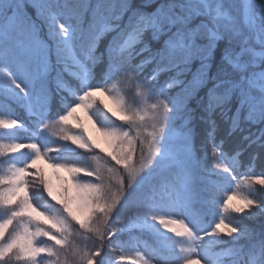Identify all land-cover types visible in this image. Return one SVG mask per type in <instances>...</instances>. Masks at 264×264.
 <instances>
[{"label":"snow or ice","instance_id":"6c2138e0","mask_svg":"<svg viewBox=\"0 0 264 264\" xmlns=\"http://www.w3.org/2000/svg\"><path fill=\"white\" fill-rule=\"evenodd\" d=\"M0 101V264H264V0H0Z\"/></svg>","mask_w":264,"mask_h":264},{"label":"trees","instance_id":"16d2710c","mask_svg":"<svg viewBox=\"0 0 264 264\" xmlns=\"http://www.w3.org/2000/svg\"><path fill=\"white\" fill-rule=\"evenodd\" d=\"M80 93H77V96ZM105 103L108 104L109 107H114V104L112 102V100H110L107 96H101L100 97ZM125 98L127 99V95L125 94ZM69 103H75V99L72 97H69ZM154 102V101H153ZM152 102V103H153ZM56 108L60 109V104H59V100L57 99L56 102ZM141 106H143V104H141ZM60 114H63V109H60ZM77 114L81 117V119L83 120V122L87 125V127L93 131V134L97 137L98 141L101 144V148H108V145L105 143L104 138L102 137V135L100 134L99 131H97V129L99 128V125H94L93 121L89 119L90 116V112L86 111L85 109L81 108L77 110ZM0 116L6 117V118H19L20 120L24 121L26 124H29L30 122V117L28 115V112L26 109L21 108L19 106H15L12 105L10 107H5L4 103L2 101H0ZM56 118L54 117L53 120H55ZM147 119V118H146ZM150 130V129H149ZM43 135V134H42ZM12 136H16L19 137L20 142H24L27 143L29 142L28 137L30 136V131H25L23 128H14L11 130H5V129H0V142H4V143H9L12 142L10 137ZM51 147L55 148L57 147V145H52ZM225 150H228V147L225 148ZM21 151H28L26 149H23ZM11 155V153H3L0 154V175H3L6 173L7 168H8V163H5L7 157ZM17 156L19 155V153L16 154ZM240 159V163L244 164L246 166L247 164V160H248V155L245 154L242 158H238ZM100 164L103 166L105 164V162L102 160L100 162ZM37 167L38 168H42L50 177H52L54 179V170L49 166V164L47 162H45L44 160L38 161L37 163ZM108 167H111V165H108ZM138 167V165H137ZM256 170L259 171V165L256 166ZM241 171L243 172L244 169H241ZM62 174L64 176H68V173L66 171L62 170ZM110 173H108L107 171L105 172V175H109ZM84 174H81V176H83ZM115 178V177H114ZM210 179L212 180H218V177H210ZM241 181L243 180V176H241L239 178ZM30 186L31 185V180L29 181ZM232 186V185H231ZM256 187H260L259 185H256ZM238 190L240 192H246L247 193V186L244 183L240 184V187L238 188ZM53 194L57 195V190L54 187L53 188ZM216 196L217 199H219L220 197L224 196V191L221 190H217L216 192ZM217 206L218 204V200H216ZM233 204H238L236 202H233ZM42 210V209H41ZM202 210L199 207H194L193 209H191V212L194 213V215L199 214ZM145 214L150 218L151 215L153 214H157V212H153V211H149V210H145V212H142L139 219H138V223H143L144 221V216ZM223 215L225 217H230L232 220L234 221H240L242 222L244 225L248 226L250 229H256L257 231H259L261 225H264V221L263 222H257L256 219L254 218H249L246 216V214L244 215L243 219L241 220V216L239 214H236L231 208L229 209L228 212L223 213ZM15 223V222H14ZM158 224V221L156 222ZM11 229V226H10ZM162 231H164L168 236L173 237V240L170 241H156V244L163 246L164 243L167 244H172L175 241H179L181 238L180 237H176L174 233L169 232L168 230L165 229H161ZM7 235V233H6ZM134 235L137 237L136 240L131 242V247H135V245L137 243H141V246L145 247L142 248L145 251V254L147 256L150 257V255L148 254L147 250H150L153 246V232L149 229H145L143 231H137L136 233H134ZM140 245V244H139ZM146 245L150 248L147 249ZM188 245L186 244L185 247H187ZM178 247V245H177Z\"/></svg>","mask_w":264,"mask_h":264},{"label":"rangeland","instance_id":"374dc122","mask_svg":"<svg viewBox=\"0 0 264 264\" xmlns=\"http://www.w3.org/2000/svg\"><path fill=\"white\" fill-rule=\"evenodd\" d=\"M153 102V100H149V101H147V103L148 104H151ZM138 167H139V165H138ZM219 171V170H218ZM231 189H232V191H238L237 190V186H236V184L234 183V184H232V186H231ZM240 192V191H239ZM243 193V192H242ZM244 193H246V192H244ZM225 195H227V192L226 191H224V196ZM218 200V204H219V199H217ZM233 202H236V203H240L241 201H240V199L239 198H235L233 201H232V203ZM169 209L166 207V206H164V205H162V206H160V208L158 209V212L160 213V214H163V212L164 211H168ZM191 215H194V213H192V212H184L183 214H181V215H177V216H175L174 218L175 219H177V220H179V219H185V217H190ZM252 218H254V219H256L257 220V222H263L264 221V218H261V217H252ZM186 222H187V220H186ZM140 244V247L141 248H145V247H143V246H141V243H139ZM146 248L147 249H150L148 246H146ZM147 252H148V254L150 255V257L152 256V252L150 251V250H147Z\"/></svg>","mask_w":264,"mask_h":264}]
</instances>
